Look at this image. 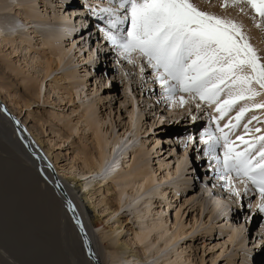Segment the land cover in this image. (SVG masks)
I'll use <instances>...</instances> for the list:
<instances>
[{"label":"rangeland","instance_id":"rangeland-1","mask_svg":"<svg viewBox=\"0 0 264 264\" xmlns=\"http://www.w3.org/2000/svg\"><path fill=\"white\" fill-rule=\"evenodd\" d=\"M9 1L8 8H0L2 21L11 22L3 26L4 34L17 32L32 40L34 30L47 33L46 30L58 27L62 34L65 33L62 44L67 57L60 66L54 65L56 69L44 77L45 63L52 58L49 52L43 54L44 37L38 35L31 41L39 50H32L31 57L37 55L36 51L40 56L34 66H27L23 62V55L28 53L23 51L22 44L18 45L20 49L16 50V57L10 56L9 47H1L0 71L10 91L7 95L4 90L0 101L7 100V105L13 101L10 109L28 120L34 132L41 135L46 150L57 154L62 159L61 165L73 168L77 173L82 170L87 172L81 161L84 156H96L93 133L85 124L83 115L86 114L83 110L87 105H92L101 134L110 142L115 138L121 141L116 148L118 157L130 151L125 161L127 163L131 158L128 163L131 164L135 153L143 152L145 156L142 159L136 158L146 164L155 177L147 192H141L140 200L132 203L134 198L126 197L122 208H119L116 200L118 189H111L113 183H110L109 194L107 189L102 188L104 196L109 198V206L119 208V212L118 215L103 217L102 221H108L105 223L108 229H95L96 235L99 237L104 233L115 239L119 234V238L128 243L135 241L133 249L142 257L139 264H165L169 259H178L180 264H264V214L256 206L261 200L251 188L246 196L243 195L244 186L238 181L233 183L241 195L233 196L226 190L225 181L216 177L214 165L209 163L203 152L204 146L200 143V134L206 129L210 130L206 106L201 104L202 110L197 111L195 105L180 108L178 104L170 103L155 83L151 68L145 66L142 74L138 60L133 66L108 45L98 30L103 23L88 15L91 8L106 7V0H28L30 7L37 3L40 15L39 20L30 24L20 15L22 11L18 3L21 1ZM214 1L211 0V4L218 3ZM72 3L80 6H69ZM72 8L81 9L85 14L77 16ZM216 9L223 11L220 6ZM53 13L58 14L60 20L52 19ZM82 17L84 20H79ZM260 35L264 36V33L260 32ZM261 44L264 47V38ZM136 55L133 54L134 58ZM17 56H20V61ZM10 61L14 63L11 68ZM69 71L75 72L77 78L71 83L59 82L60 77ZM76 82L81 86L72 89V84ZM28 88L32 91H28ZM193 116L197 119L193 120ZM254 127L261 129L260 135L264 134L263 121ZM190 136L194 138L192 142L188 141ZM97 181L102 183L103 176L83 181V185L88 184L87 189H92ZM145 201L152 203V209L147 217L142 215L139 219V215L146 212ZM118 218L124 222L123 229L111 237L109 227L116 226ZM156 222L161 223L169 235L180 233V238L167 249H164L163 241L159 242L160 232L152 234L144 245L136 243L134 235L142 232V227L152 226ZM233 236L234 239H231ZM107 244L111 243L107 241ZM148 246L154 248H146ZM112 260L107 258L106 264H122L118 256ZM28 262L42 263L37 258Z\"/></svg>","mask_w":264,"mask_h":264},{"label":"bare ground","instance_id":"bare-ground-1","mask_svg":"<svg viewBox=\"0 0 264 264\" xmlns=\"http://www.w3.org/2000/svg\"><path fill=\"white\" fill-rule=\"evenodd\" d=\"M20 1V4L18 3L22 11L20 15H22L27 24L39 20L40 15L39 10H37L38 7H36L37 3L30 7L28 0ZM210 1L211 0H195V3L205 11L219 15L225 14L223 11L220 12V10L218 11L216 9V7L219 8L220 0H215V3L218 1L216 4H211ZM8 2L10 1L3 0L0 2L3 4L0 8L7 7ZM9 5L12 6L11 4ZM76 5H78V3ZM76 5L72 3L69 6H80ZM3 9L5 10V8H2V10ZM2 10L0 9V11ZM72 11L80 17L81 14H85L83 10L78 8H72ZM78 11H81V13H77ZM232 11L233 10L229 9V13L233 17L245 24L250 35L251 43L258 49L259 54L264 56V47L261 44L264 36L260 35L258 29L256 30L251 26V23L248 22L250 21L249 19L238 16L235 11ZM88 15L91 17L93 16L90 11ZM1 17L0 48L9 47L11 51L10 56L14 55V57H16L15 54L18 52L16 50L20 49L18 45L22 44L24 46L22 48L25 49L23 51L28 53L26 56L23 55V62H25L27 66L37 65V61L40 57L39 53H37L39 50L31 43L38 35L44 37L42 41L44 47L42 50L43 54H48L49 52V55L52 56V58L45 63L46 75L44 77H47L49 71L56 69V67H53L54 65L60 66L67 57L62 44V37L65 33L62 34L60 28L56 27L55 29L52 28L50 31L46 30L47 33L34 30L32 33L35 34V36L33 37L34 39L31 40L25 35L20 36L22 34H17V32L8 35L4 34L3 26H5V24L10 25L11 22H3V18ZM52 17L51 18L54 20H60L58 14L53 13ZM79 20L84 19L82 17V19ZM93 20L97 21L95 17ZM60 24H62V22ZM66 27L69 28V25H66ZM32 50H37L35 53L38 56L31 57L32 55L30 52ZM17 57L20 61V56ZM10 62L11 65H9V68L14 65V63H12L13 61ZM40 63L41 62H39V64ZM76 78V73L69 71L60 77L61 80H59V82L64 81L71 83L72 80ZM5 83L7 82H5L4 75L0 71V99L4 90L7 92V95H9L10 88L6 87ZM80 86L81 84L76 82L72 84V89L79 88ZM54 89H57V87ZM27 90L32 91L29 88ZM71 93L68 94L70 95ZM6 101L7 100L0 101V264H29V259L33 260L36 258L42 262L41 264H49V262H51L50 264H106L107 258L114 260L117 256L121 259L120 262H122V264L141 263L142 261L140 259L142 257L134 250L135 248L133 249V247H135V241H130L131 243H128L122 240V238H119V234L115 239L109 238L110 236L108 235V237L104 233L98 237L95 233V229L98 231L100 229V231L108 229L105 227V223L108 221H102L103 217L106 215L110 216L111 214L118 215L119 208L123 207L121 205L126 197H130V199L134 198L132 203L136 202L137 199L142 197L141 192H143V194L147 192L148 188L154 182L155 177H153V174L148 170V166L138 160L142 156H145L144 153L140 152L137 155L135 151V156L131 164H128L131 162V158H129L127 163L125 161L127 155L131 153L130 151L124 152L119 158L116 148L120 146L121 141L115 138V140L113 139L110 142L101 134L99 124L96 121L97 117L93 116L95 112L93 106L87 105L83 110L86 114L83 115L85 124H87L88 129L93 133L96 156L94 158V156L85 157L83 155L84 159L82 158L81 161L87 172L82 170L77 173L75 169H68L65 165H61L62 159L57 154L50 150H46L41 135L34 132L32 127L27 123L28 120L23 119V116L21 117V113L10 109V106L13 105V101H11L12 103L9 102L10 105H7ZM252 114L256 115L260 122H264V110H258V112ZM251 116L252 115L246 114L244 119L248 120ZM256 123L257 121H252V126H250V128L254 127ZM136 135L138 136V134ZM3 154H6L7 157H3ZM136 157H138V159ZM126 164L128 165L125 166ZM49 165H51V168ZM126 167L128 169L127 171H125ZM96 176H103V182L99 183L97 181L94 188L87 189L89 185H83V181L90 180ZM110 183H113V187L110 186ZM109 186L111 189H114V187L118 189V193L116 192L118 199L116 200L119 208L112 209L109 206V198L104 196L102 188H104V190L107 189V194H109ZM155 194L160 195V193ZM69 202L72 203L75 211L69 209ZM143 204L146 206V212L144 211L145 213L140 214L139 219L142 215L143 217H145V215L147 217V214L152 209V203L149 201H145ZM103 208L105 210H102ZM77 220L83 224V233L77 225ZM115 223L117 224L116 226L114 225L112 227L111 225V227H109L111 237L113 234H116L118 230L123 229L124 222H122L120 218H118ZM163 229L164 228L159 222L153 223L152 226L148 225L142 227V232L134 235L137 241L136 243L144 245L143 243H146L152 234L160 232L158 236L159 242L161 243L163 241V245L165 246L164 249H167L180 238V233L176 232L169 235V231ZM231 239H234V236L231 237ZM107 241L111 244H107ZM154 246H148L146 248L151 249L154 248ZM169 260L170 261L165 262V264H180L178 259H173L174 261L171 259Z\"/></svg>","mask_w":264,"mask_h":264},{"label":"snow or ice","instance_id":"snow-or-ice-1","mask_svg":"<svg viewBox=\"0 0 264 264\" xmlns=\"http://www.w3.org/2000/svg\"><path fill=\"white\" fill-rule=\"evenodd\" d=\"M106 3L89 11L103 23L98 30L108 45L127 63L136 66L138 60L142 74L145 66L151 68L170 103L180 108L195 105L197 111L203 104L217 114L210 117L216 128L200 134L204 155L233 196L241 195L233 181L244 186L245 196L251 185L260 195L257 207L264 214V134L251 140L237 134L240 150L231 139L240 127L245 135L261 131L249 128L254 120L260 123L256 115L241 121L246 113L264 110V56L251 43L245 24L229 13L234 10L264 33V0H220L224 15L205 11L195 0ZM233 112L235 123L230 119L221 127L220 121ZM193 139L188 137L189 142ZM68 207L75 211L71 202ZM77 225L83 233V224L77 220Z\"/></svg>","mask_w":264,"mask_h":264}]
</instances>
